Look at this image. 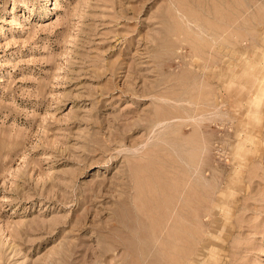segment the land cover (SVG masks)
Listing matches in <instances>:
<instances>
[{
	"label": "rangeland",
	"instance_id": "rangeland-1",
	"mask_svg": "<svg viewBox=\"0 0 264 264\" xmlns=\"http://www.w3.org/2000/svg\"><path fill=\"white\" fill-rule=\"evenodd\" d=\"M263 57L264 0H0V264H264Z\"/></svg>",
	"mask_w": 264,
	"mask_h": 264
},
{
	"label": "bare ground",
	"instance_id": "bare-ground-1",
	"mask_svg": "<svg viewBox=\"0 0 264 264\" xmlns=\"http://www.w3.org/2000/svg\"><path fill=\"white\" fill-rule=\"evenodd\" d=\"M254 68H256L254 67V65L249 66V70H251V75H249L248 78L250 82H252L253 88L251 91V95L249 98L250 100L248 101V104L254 106L256 110L261 100L264 98V57L259 63L258 67L256 68L255 72H254Z\"/></svg>",
	"mask_w": 264,
	"mask_h": 264
}]
</instances>
